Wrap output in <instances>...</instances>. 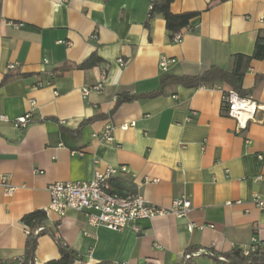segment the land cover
<instances>
[{"label": "crops", "instance_id": "0c3cea01", "mask_svg": "<svg viewBox=\"0 0 264 264\" xmlns=\"http://www.w3.org/2000/svg\"><path fill=\"white\" fill-rule=\"evenodd\" d=\"M149 6L150 0H0V82L14 75L0 85V175L16 188L8 197L0 190V264L19 263L28 233L21 219L38 210L46 227L92 264H180L188 248L244 251L252 238L264 248V209L252 203L254 195L264 198V112L238 130L226 115V84L161 88L163 77L232 71L235 56H251L264 31V0H174L172 14H195L185 19L179 43L169 40L162 18L144 25ZM93 54L102 63L80 69ZM162 58L171 61L165 68ZM242 90L264 105V61H250ZM124 95L135 99L114 108ZM27 113L31 123L21 132L12 121ZM108 124L114 141L101 144L97 136ZM121 166L127 173L111 180L114 193L138 192L163 208L184 196L190 212L141 221L134 233L48 210L50 184L87 182ZM189 224L203 229L190 232ZM59 257L49 235L38 238L36 263ZM194 262L214 264L204 256Z\"/></svg>", "mask_w": 264, "mask_h": 264}, {"label": "built area", "instance_id": "2783aa9c", "mask_svg": "<svg viewBox=\"0 0 264 264\" xmlns=\"http://www.w3.org/2000/svg\"><path fill=\"white\" fill-rule=\"evenodd\" d=\"M261 20L264 22V15ZM264 35V31H263ZM183 34H177L174 37V43L182 40ZM171 62L162 58L160 66L165 68L167 63ZM120 66H124L123 60H118ZM16 65L11 64L8 70H14ZM51 82L48 81L46 85ZM42 82L37 83V87H43ZM102 84H98L92 90L99 91ZM90 90L84 89L82 95L86 96ZM223 102L226 109V115L236 122L238 130L245 131L249 122L254 120L257 111L264 112V105L257 104L250 95L241 96L233 90L224 93ZM31 106L34 103L31 102ZM1 120L6 121L5 117ZM31 123V115L29 113L20 116L12 121V125L23 132ZM134 124H124L121 130H127ZM113 126L106 125L102 132L97 136L101 144H111L113 138ZM248 143V142H246ZM97 164V160L94 161ZM127 173V169L121 166L119 169L108 168L105 172H95L93 178L87 182H55L47 187L49 195L48 210L56 213L60 217H65L68 212L82 214L86 218V223L92 228L105 227L109 230L120 232L126 229L134 233L140 232L139 222L144 220H153L158 217L172 215L176 218H184L191 210V202L186 197L175 198L172 200L169 208H163L148 203L138 192L119 195L111 191L110 182L119 174ZM15 187L10 183L8 176L0 175V190L4 196H10ZM239 203V202H237ZM252 203L260 210L264 209V198L254 195ZM226 205L230 206L231 202ZM194 229H203L202 226L194 224L188 225L191 232ZM38 228L36 232H40ZM259 242L252 238V248L257 247ZM199 251L195 257H199ZM248 250H244L243 254L247 255ZM34 264H38L34 262ZM73 264H92L90 258L83 260L77 257ZM227 264V263H214Z\"/></svg>", "mask_w": 264, "mask_h": 264}, {"label": "trees", "instance_id": "16d2710c", "mask_svg": "<svg viewBox=\"0 0 264 264\" xmlns=\"http://www.w3.org/2000/svg\"><path fill=\"white\" fill-rule=\"evenodd\" d=\"M174 0H150V6L147 13L145 26H148L149 21L160 17L165 22V29L167 36L171 42L174 43V37L177 34H181L182 30L187 27L185 19L195 14H181L175 15L170 12V5ZM223 2L225 0H211ZM252 60L264 61V35L261 33L255 43L254 51L251 56H235L234 57V69L227 71L221 68L211 67L199 76L195 77H163L161 80V88H165L168 85H181L187 88L206 87L213 88L217 84L223 83L230 87L239 95L243 96L245 93L242 90L243 75L247 70V67ZM102 61L96 56L91 55L84 60L78 67L80 69H87L101 64ZM14 77L11 73H8L3 77L0 85L8 82ZM135 99L127 95L120 96L116 100L114 108H117L121 103L128 102ZM110 189L112 191V183H110ZM113 192V191H112ZM21 223L28 230L25 245L24 254L18 264H34L35 251L37 246V240L43 235H49L55 242L59 259L52 260L46 264H73L77 258L76 253L58 238L53 231L46 227V213L42 210L34 211L26 214L21 219ZM38 228H41L40 232H36ZM199 251L200 256L208 257L213 260L214 263H227V264H264V248L259 246L253 247L248 250L247 255L243 254L241 249L235 248L227 253H215L212 249H197L188 248L183 255L180 264H195L194 260L197 258L195 254ZM199 256V257H200Z\"/></svg>", "mask_w": 264, "mask_h": 264}]
</instances>
